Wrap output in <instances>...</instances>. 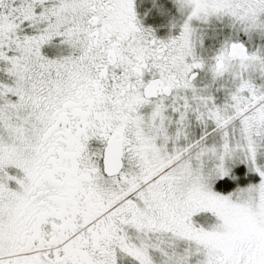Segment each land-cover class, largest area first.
<instances>
[{"label":"snow or ice","instance_id":"6c2138e0","mask_svg":"<svg viewBox=\"0 0 264 264\" xmlns=\"http://www.w3.org/2000/svg\"><path fill=\"white\" fill-rule=\"evenodd\" d=\"M0 264H264V0H0Z\"/></svg>","mask_w":264,"mask_h":264}]
</instances>
